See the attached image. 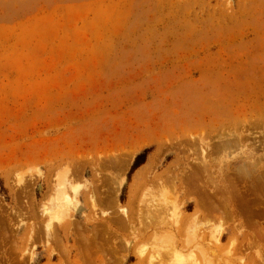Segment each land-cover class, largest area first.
Instances as JSON below:
<instances>
[{
    "label": "rangeland",
    "instance_id": "1",
    "mask_svg": "<svg viewBox=\"0 0 264 264\" xmlns=\"http://www.w3.org/2000/svg\"><path fill=\"white\" fill-rule=\"evenodd\" d=\"M149 263L264 264V0H0V264Z\"/></svg>",
    "mask_w": 264,
    "mask_h": 264
},
{
    "label": "bare ground",
    "instance_id": "2",
    "mask_svg": "<svg viewBox=\"0 0 264 264\" xmlns=\"http://www.w3.org/2000/svg\"><path fill=\"white\" fill-rule=\"evenodd\" d=\"M249 161V160H248ZM202 162V161H201ZM249 163V162H248ZM128 165V164H127ZM204 165V164H203ZM252 165V164H251ZM243 166V165H242ZM250 167V166H249ZM243 168V167H242ZM246 168H247V166L245 167V168H243L244 170H246ZM207 170V169H206ZM241 170V169H240ZM247 170H248V168H247ZM256 171V170H255ZM243 172H245V171H243ZM252 172V171H251ZM260 175V174H259ZM262 175V174H261ZM257 176H258V174H257ZM250 177V176H249ZM261 177V176H260ZM263 178V177H262ZM254 181V180H253ZM58 190H57V194H58V199H57V204L54 206V207H48V206H45L44 207V211H43V213H45V214H47L49 217H51V219H49L48 221H47V223H46V226L49 228L51 225H52V219H57V220H59L60 222H62V227L61 228H65L66 230H69V227L71 228V226L74 224L75 225V220H74V222L73 221H65V222H63V218L65 217V215H67V211H69V205L70 204H72V198H73V195H71V196H69V194L70 193H74V194H76L77 193V188L76 187H74V188H72V190L69 192V187H68V181H66L65 179L64 180H62L60 183H59V185H58ZM118 188V187H117ZM114 191V190H113ZM116 191V190H115ZM115 193V192H114ZM109 194V193H108ZM75 196V195H74ZM164 202H165V200H164ZM55 204V203H54ZM159 204V203H158ZM160 204H162V203H160ZM167 204V203H166ZM153 205H155L154 203H153ZM152 205V206H153ZM149 206V205H148ZM159 206V205H158ZM162 206H164V210L162 209V210H159L158 208H160V207H154L155 209H154V214H152V215H154V218H155V222H154V225H153V230H154V232H153V235L154 236H157V235H159L160 237H163L164 239H166L167 237H173L172 236V228H171V224H170V219H171V214L170 213H168V209L170 210L171 209V207L170 208H166L165 207V205L164 204H162ZM167 207H168V205H167ZM150 208V207H149ZM148 208V209H149ZM153 208V207H152ZM163 208V207H162ZM165 208L167 209V211L165 210ZM122 209V210H121ZM161 209V208H160ZM173 211V210H172ZM172 211H170V212H172ZM42 216H44V215H42ZM120 216V217H119ZM127 216V213H126V210L124 209V208H120V209H118L117 210V220H118V222H120L121 221V217L122 218H124V217H126ZM71 217V216H70ZM63 219V220H62ZM77 222V221H76ZM171 222H172V220H171ZM187 227V226H186ZM79 228V227H78ZM190 229V228H189ZM50 230V229H49ZM71 230V229H70ZM140 230V229H139ZM187 231V230H186ZM140 232H142V231H140ZM188 232V231H187ZM190 232H192V231H190ZM216 233L213 235V237L211 238L210 236V239H212V240H215V243L217 244V243H219L220 242V240H221V234H222V232L220 231V230H218L217 231V229H216V231H215ZM49 233H51V232H49ZM55 233V232H54ZM193 233V232H192ZM196 233V232H195ZM212 235V234H211ZM158 237V236H157ZM214 238V239H213ZM194 240V239H193ZM212 240H209V241H212ZM159 241H161V240H159ZM168 241H169V239H168ZM213 242V241H212ZM88 243V242H87ZM190 243V242H189ZM145 244V243H144ZM143 244V245H144ZM153 244H156L155 242L153 243ZM159 245V244H158ZM141 246V245H140ZM140 246H137V247H140ZM92 247V246H91ZM95 249V248H94ZM145 250H146V248L145 247H143V248H138V251H137V253H138V255L139 256H143V254L145 253ZM171 250V249H170ZM174 250H176L175 248H174ZM213 250H215V249H213ZM205 253V252H204ZM208 253V252H207ZM206 254V253H205ZM205 254H203V255H205ZM214 254H216V253H214ZM68 255V254H67ZM147 258H148V256H146ZM67 258V257H66ZM140 258H142V257H140ZM142 260H145V258L144 259H142ZM145 261H147V260H145ZM152 263H154L153 262V259H152ZM149 264H151V263H149Z\"/></svg>",
    "mask_w": 264,
    "mask_h": 264
},
{
    "label": "trees",
    "instance_id": "3",
    "mask_svg": "<svg viewBox=\"0 0 264 264\" xmlns=\"http://www.w3.org/2000/svg\"><path fill=\"white\" fill-rule=\"evenodd\" d=\"M147 152H148V149H146L143 153H141L140 155L137 156V160L134 163L132 169H136L138 166H140L141 164H143L145 162Z\"/></svg>",
    "mask_w": 264,
    "mask_h": 264
}]
</instances>
